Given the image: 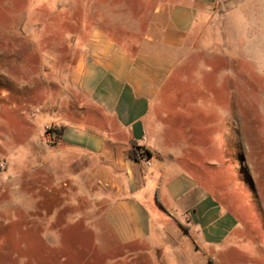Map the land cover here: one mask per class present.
I'll list each match as a JSON object with an SVG mask.
<instances>
[{
	"label": "rangeland",
	"instance_id": "obj_1",
	"mask_svg": "<svg viewBox=\"0 0 264 264\" xmlns=\"http://www.w3.org/2000/svg\"><path fill=\"white\" fill-rule=\"evenodd\" d=\"M159 1L0 0V264H264V0H211L159 113L179 127L175 148L204 150L205 194L237 220L219 257L175 237L122 244L103 219L82 216L90 203L39 195L52 177L37 146L63 132L38 125L41 76L65 72L75 36L94 25L135 48Z\"/></svg>",
	"mask_w": 264,
	"mask_h": 264
},
{
	"label": "crops",
	"instance_id": "obj_2",
	"mask_svg": "<svg viewBox=\"0 0 264 264\" xmlns=\"http://www.w3.org/2000/svg\"><path fill=\"white\" fill-rule=\"evenodd\" d=\"M211 8V0H160L135 48L99 25L75 36L65 72L41 76L38 125L63 133L52 146H37L52 177L51 186L49 174L39 179V195L90 203L82 216L103 219L122 244L157 247L175 237L219 257L237 220L205 194L204 150L175 148V124L159 120L170 79Z\"/></svg>",
	"mask_w": 264,
	"mask_h": 264
},
{
	"label": "built area",
	"instance_id": "obj_3",
	"mask_svg": "<svg viewBox=\"0 0 264 264\" xmlns=\"http://www.w3.org/2000/svg\"><path fill=\"white\" fill-rule=\"evenodd\" d=\"M141 155L143 156L144 161L150 165V157L148 156L146 150L141 149Z\"/></svg>",
	"mask_w": 264,
	"mask_h": 264
},
{
	"label": "trees",
	"instance_id": "obj_4",
	"mask_svg": "<svg viewBox=\"0 0 264 264\" xmlns=\"http://www.w3.org/2000/svg\"><path fill=\"white\" fill-rule=\"evenodd\" d=\"M134 153H136L137 155H139V149H134ZM148 156H150V155H148Z\"/></svg>",
	"mask_w": 264,
	"mask_h": 264
}]
</instances>
